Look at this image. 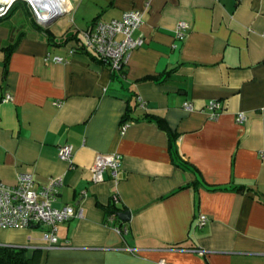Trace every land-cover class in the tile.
<instances>
[{
  "label": "crops",
  "instance_id": "obj_1",
  "mask_svg": "<svg viewBox=\"0 0 264 264\" xmlns=\"http://www.w3.org/2000/svg\"><path fill=\"white\" fill-rule=\"evenodd\" d=\"M65 1L43 25L54 41L22 4L0 17V181L33 173L40 189L62 177L55 205L83 216L60 223L63 246L49 247L40 226L0 228V243L28 248L38 264H264V0ZM130 10L143 13L138 34L146 41L131 52L125 75L114 78L109 62L89 51L70 53L97 19ZM180 21L190 25L183 41ZM18 34L6 68L5 47ZM7 94L13 99L2 101ZM211 100L223 104L217 117ZM129 102L134 117L166 119L195 170L173 161L156 121L132 120L122 131ZM64 143L74 146L72 163L59 157ZM99 153L122 155L117 181L109 172L93 180ZM115 191L129 220L106 210Z\"/></svg>",
  "mask_w": 264,
  "mask_h": 264
},
{
  "label": "built area",
  "instance_id": "obj_2",
  "mask_svg": "<svg viewBox=\"0 0 264 264\" xmlns=\"http://www.w3.org/2000/svg\"><path fill=\"white\" fill-rule=\"evenodd\" d=\"M17 1L27 2L37 22L51 19L67 9L65 0H0V17L7 15ZM142 24L143 13L139 10L126 11L120 19L110 21L98 19L81 31L80 42L76 48L70 50V53L77 50L89 51L96 57L107 60L111 69L122 70L126 67L131 52L143 46L146 41L142 33L138 34ZM189 30V23L180 21L176 29V38L183 41ZM54 60L63 61L64 59L61 56H55ZM12 99V95L7 94L1 100ZM137 101L140 105H145L142 97L138 96ZM56 104L59 105L60 102ZM184 107L193 110V104L190 101H186ZM207 107L211 117H217L223 109V104L219 100H211ZM246 119L245 113H239V121L243 122ZM126 127L127 123L122 124V131ZM59 157L72 163L74 146L70 143L62 144L59 148ZM121 163L120 153H99L92 167L93 180L103 181L106 173L109 172L111 178L117 181ZM63 185L62 177H51L48 184L37 189L34 174L27 172L18 173L17 180L13 184L0 181V228L19 229L40 226L44 229V239L48 241L49 247L63 246L59 243L58 237L60 223L74 216H83V211L76 209L73 205L64 204L61 207L55 205ZM112 200L120 203V197L116 191L112 194ZM207 222V215L198 216L199 226ZM157 264L172 263L161 259Z\"/></svg>",
  "mask_w": 264,
  "mask_h": 264
},
{
  "label": "trees",
  "instance_id": "obj_3",
  "mask_svg": "<svg viewBox=\"0 0 264 264\" xmlns=\"http://www.w3.org/2000/svg\"><path fill=\"white\" fill-rule=\"evenodd\" d=\"M18 4H22L25 6L27 16L31 20L33 26L37 30L44 32L50 41H54L55 38L52 36L50 30L47 27L39 24L36 21L34 15H31L32 11H31V8L29 7V5L27 4V2L17 1L14 4V6L11 8V10L8 14L13 12ZM21 37H22V34L21 35L18 34L15 38L13 37L12 41L8 44V46L5 47V53H6L5 66H6V68L9 64L12 53L15 51V49L17 48V46L21 40ZM98 60L104 64L107 63V60H105V59H98ZM111 70H112V74H113L114 78H117L121 75H125V73H126L125 68H123L122 70H119V71H115L113 69H111ZM133 110H134V105H132L131 102H129L127 110L122 117L121 124L127 123V122L132 121V120H135V121H140V120L156 121L158 123V125L162 129H164L169 136V151H170V154L172 156L173 161L175 163H177L178 165H180L182 168L195 170L191 164H189L188 162L183 161L181 159L179 149H178V144H177L178 139H179V135L177 133H175L174 131H172V129L170 128V126L168 125V123L164 117L153 115V114H146L145 116H143V118H137V117L133 116V114H132ZM207 187H208V189H212V190L223 189L222 186H207ZM249 188L250 187H248L246 185H233V186H231V189L237 190L238 192H243V191L249 190ZM260 198H262V197L260 196ZM263 201H264V198H263ZM119 204L120 203H115V201L112 200V198H111L110 203L106 206V210L108 211L109 214H118V212L125 211L126 207L121 206ZM120 222H121V225L126 223L125 221H123L121 219H120ZM120 227H122V226H120ZM0 264H38V263H37L36 258L34 256L29 255L28 248L23 247V246L5 245V244L0 243Z\"/></svg>",
  "mask_w": 264,
  "mask_h": 264
},
{
  "label": "water",
  "instance_id": "obj_4",
  "mask_svg": "<svg viewBox=\"0 0 264 264\" xmlns=\"http://www.w3.org/2000/svg\"><path fill=\"white\" fill-rule=\"evenodd\" d=\"M57 15L53 16L51 19L48 20H40V24L42 25H49L55 18ZM118 215L123 219V220H129L130 216H131V212L129 210L127 211H121L118 212Z\"/></svg>",
  "mask_w": 264,
  "mask_h": 264
},
{
  "label": "rangeland",
  "instance_id": "obj_5",
  "mask_svg": "<svg viewBox=\"0 0 264 264\" xmlns=\"http://www.w3.org/2000/svg\"><path fill=\"white\" fill-rule=\"evenodd\" d=\"M29 7H30V6H29ZM18 13L21 14V13H23V11H22V10H19Z\"/></svg>",
  "mask_w": 264,
  "mask_h": 264
}]
</instances>
